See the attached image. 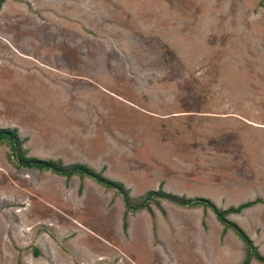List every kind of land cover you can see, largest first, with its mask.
Returning <instances> with one entry per match:
<instances>
[{
  "label": "rangeland",
  "instance_id": "rangeland-1",
  "mask_svg": "<svg viewBox=\"0 0 264 264\" xmlns=\"http://www.w3.org/2000/svg\"><path fill=\"white\" fill-rule=\"evenodd\" d=\"M0 129L27 157L84 164L131 198L259 199L227 219L264 256V0H2ZM9 152L0 143V264L244 258L209 209L126 214L115 191Z\"/></svg>",
  "mask_w": 264,
  "mask_h": 264
},
{
  "label": "trees",
  "instance_id": "trees-1",
  "mask_svg": "<svg viewBox=\"0 0 264 264\" xmlns=\"http://www.w3.org/2000/svg\"><path fill=\"white\" fill-rule=\"evenodd\" d=\"M1 3L2 0H0V5ZM0 143H5L8 146L10 151L9 158L19 168L49 172L53 175L63 177L66 180L73 177L80 179L88 178L107 191H115L123 201L126 214H135L143 210L149 212L151 205L160 209L159 201L176 205L182 209H194L199 207L206 210L209 209L214 214L216 220L223 226V229L225 231L231 230L243 243L244 258L240 264H250L252 261L264 264V256L258 252L251 239L237 224L227 219L230 215H238L241 211L261 203L262 201L259 199L244 203L237 207H229L222 210L215 207L214 204L207 199H187L170 193H164L161 189L149 191L141 198H131L129 191L123 184L104 177L101 172H96L84 164L64 165L61 161L40 160L27 157L25 150L22 148L23 141L18 137L14 129H0Z\"/></svg>",
  "mask_w": 264,
  "mask_h": 264
}]
</instances>
